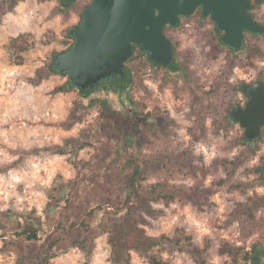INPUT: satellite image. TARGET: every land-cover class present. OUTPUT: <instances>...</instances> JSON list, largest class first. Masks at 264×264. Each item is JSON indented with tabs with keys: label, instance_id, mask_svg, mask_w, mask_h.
<instances>
[{
	"label": "rangeland",
	"instance_id": "rangeland-1",
	"mask_svg": "<svg viewBox=\"0 0 264 264\" xmlns=\"http://www.w3.org/2000/svg\"><path fill=\"white\" fill-rule=\"evenodd\" d=\"M89 2L0 0V209L39 217L47 231L63 219L66 198L85 202L92 184L112 169L123 201L133 158L140 164L138 182L162 183L174 195L152 201L161 212L146 216V233L191 237L184 249L164 246L160 255L169 264H235L229 247L264 246V129L248 144L243 128L224 117L241 96L236 85L264 77V34L246 39V51L259 49L249 58L219 46L208 18L169 29L185 73L165 77L139 60L129 62L131 103L114 119L108 108L118 101L110 95L83 101L76 88L54 92L68 80L65 73L31 82L73 42L68 32ZM132 108L135 117L126 115ZM131 127L136 138L129 144ZM68 182L61 206L48 207L57 187ZM107 209L92 206L87 221L98 235L85 248L59 252L54 264H113L108 234L101 231ZM130 253L133 264H150L145 255ZM16 259L0 249V264Z\"/></svg>",
	"mask_w": 264,
	"mask_h": 264
},
{
	"label": "water",
	"instance_id": "water-1",
	"mask_svg": "<svg viewBox=\"0 0 264 264\" xmlns=\"http://www.w3.org/2000/svg\"><path fill=\"white\" fill-rule=\"evenodd\" d=\"M197 6L222 32L221 44L234 52L246 48L245 32H264V25L248 12L249 0H90L80 22L69 30L73 43L53 57L54 67L82 91L122 77L133 44L141 45L150 60L165 64L172 47L164 27L176 25ZM240 87L249 98L244 107L233 106L229 116L244 129V138L253 141L264 126V81Z\"/></svg>",
	"mask_w": 264,
	"mask_h": 264
},
{
	"label": "trees",
	"instance_id": "trees-1",
	"mask_svg": "<svg viewBox=\"0 0 264 264\" xmlns=\"http://www.w3.org/2000/svg\"><path fill=\"white\" fill-rule=\"evenodd\" d=\"M68 37L73 39L69 32ZM57 53L55 52L53 57ZM245 53L247 57L251 58L259 55V49L252 47ZM232 67L233 64L230 65V68ZM56 73L58 71L54 67L52 58L46 66L36 71L31 82L38 85L43 79ZM73 88L67 80L54 92L68 91ZM115 111L119 113L117 108H108L109 115L117 119L119 115L115 116ZM136 114L134 108L126 113L129 117H135ZM120 128L121 125L117 123L116 129L119 130ZM132 128L127 131L126 135L129 144L132 143L133 138H136L132 135ZM131 164L129 193L123 201L116 197L118 179L117 172L112 169L106 173L105 180L92 184L87 191L88 196L85 202H76L66 198V203L62 206L63 219L54 223L47 231L41 229V219L39 217H17L9 209H0V239L2 242L0 249L16 253V264H54L52 259L59 252L75 246L85 248L89 242L94 240L98 233L89 224L87 218L91 214L94 204H104L110 209L105 212L107 219L102 223L101 231L108 234L107 240L111 246L113 264H133L130 253L132 250L145 255L150 264H169L160 255V251L164 246L169 244L184 249L192 244L191 237L182 233L172 238L165 235L153 236L146 233L145 225L149 224L146 216L154 218L157 213L161 212L153 207L152 201L160 198L168 200L174 195L173 192H166L164 185L159 182L143 186L138 182L140 164L133 158ZM68 185L69 182L65 185L61 183L57 187L58 193L56 196H52V201L48 203V207L61 206L59 200L66 196ZM248 209L252 211V207L248 206ZM228 252L235 264H262L264 262V246L260 243H252L247 250H244L243 247H229Z\"/></svg>",
	"mask_w": 264,
	"mask_h": 264
},
{
	"label": "flooded vegetation",
	"instance_id": "flooded-vegetation-1",
	"mask_svg": "<svg viewBox=\"0 0 264 264\" xmlns=\"http://www.w3.org/2000/svg\"><path fill=\"white\" fill-rule=\"evenodd\" d=\"M250 1V6L248 8V12L253 16V19L259 22L260 24L264 25V0H249ZM193 18H199L200 20H203L205 18H208L214 27V33L216 34L218 38V45L223 46L228 51H231L232 53L237 54L238 52H246V48L244 50H238V52H234V50L227 48L220 42V36L222 32L217 29L216 24L214 21L211 19L209 15H203L201 6H197L194 11L190 15H185V16H180L179 20L176 25L170 26L166 25L164 27V34L165 36L169 39V42L172 47V57L167 61V63H158L154 62L149 59L148 53L144 50H142L141 45L139 44H133L131 47V53L127 56V58L123 61V70H124V75L122 77L117 76L113 77L109 81L106 82H100L94 86H88L80 92V96L85 100H90L93 101L98 97H106L111 96V102H114L113 100H117L118 102L115 104L116 108L119 109L120 106H129L131 103L130 100V92L132 89L133 81H134V70L131 68L129 65V62L139 60L140 62L144 63L146 66L149 67V70L152 71L153 73H161L163 76H171L173 77L174 75H179V74H184L186 67L180 62V59L177 55L176 52V42L173 40L172 36L169 35L168 30L170 29H175L177 27H180L182 25L187 24V22ZM259 34H264L263 33H249L245 32L244 34V45H246V39L248 37H254ZM139 66V65H138ZM258 81H264V77L258 76L253 80L250 81H242L239 83L237 86V89L241 92V96L238 98L234 99L233 103L230 105V107L227 109L225 113V118L232 121L230 118V110L232 109L233 106L238 105L240 107H244L246 105V102L248 100V96L242 92L241 90V85L244 83H255ZM115 103V102H114ZM233 122V121H232ZM238 123V122H235ZM264 129V126L261 127L260 135L253 141H249L248 139L244 138V129H243V136L242 140L248 144H254L262 134V131Z\"/></svg>",
	"mask_w": 264,
	"mask_h": 264
}]
</instances>
